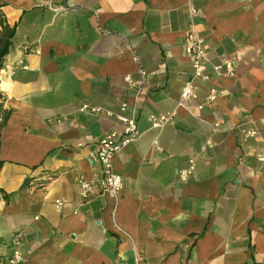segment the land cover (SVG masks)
Instances as JSON below:
<instances>
[{"label":"crops","instance_id":"obj_1","mask_svg":"<svg viewBox=\"0 0 264 264\" xmlns=\"http://www.w3.org/2000/svg\"><path fill=\"white\" fill-rule=\"evenodd\" d=\"M0 17V260L20 233L22 264H264V0H0ZM189 31L210 78L182 101ZM122 102L139 131L114 156L122 188L82 197Z\"/></svg>","mask_w":264,"mask_h":264},{"label":"built area","instance_id":"obj_2","mask_svg":"<svg viewBox=\"0 0 264 264\" xmlns=\"http://www.w3.org/2000/svg\"><path fill=\"white\" fill-rule=\"evenodd\" d=\"M191 12H195L191 8ZM184 50L190 59L192 68V78L184 83L180 89V98L182 101H187L194 95L196 87V80L207 81L210 78L208 70L205 47L203 39L197 36L194 32L189 31L184 37ZM237 62L236 59L231 57L223 62L211 65V71L216 75L232 76L235 72ZM139 74L141 81L138 83L131 80L129 76L125 79L135 89L136 95H140L141 88L147 84V78L153 74L145 69L140 68ZM217 97V88L209 86L205 96L204 103L197 105L202 108L205 103H210ZM87 105L83 104L80 109H85ZM92 111H97L96 107H90ZM174 113H160L151 115L149 117L152 127H161L166 123L173 121ZM116 119L120 124V129H111L102 135L94 144L91 155L95 157L102 169V175L93 179H83L80 181V195L86 197L88 195L106 194L115 198L123 185L122 176L113 169L114 156L125 145L133 142L138 136V128L136 124V117L134 111L127 112V103L122 102L119 107V113ZM251 130H245L246 135H251ZM259 160H264V154L257 155ZM193 160H190V165L186 169H182L179 173L181 179L186 178L188 173L193 170ZM59 203V200H57ZM10 252L2 260L0 264H22L23 251H22V237L20 233H15L10 240Z\"/></svg>","mask_w":264,"mask_h":264},{"label":"trees","instance_id":"obj_3","mask_svg":"<svg viewBox=\"0 0 264 264\" xmlns=\"http://www.w3.org/2000/svg\"><path fill=\"white\" fill-rule=\"evenodd\" d=\"M14 33L15 27L10 26L0 17V68L2 67L3 57L8 53L10 47L12 46Z\"/></svg>","mask_w":264,"mask_h":264}]
</instances>
